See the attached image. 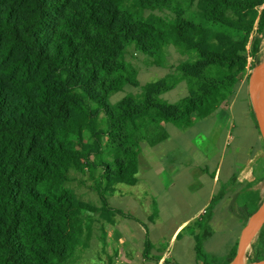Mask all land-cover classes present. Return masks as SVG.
<instances>
[{
	"label": "trees",
	"instance_id": "16d2710c",
	"mask_svg": "<svg viewBox=\"0 0 264 264\" xmlns=\"http://www.w3.org/2000/svg\"><path fill=\"white\" fill-rule=\"evenodd\" d=\"M263 4L0 0V264H76L104 221L125 216L108 200L115 185L136 183L150 130L212 116L230 104L248 57L251 68L261 62ZM136 57L167 73L141 84ZM180 83L187 94L165 100ZM82 187L97 201L84 199ZM215 200L195 238L198 264H230L236 255L204 251ZM240 201L231 212L245 225L260 192ZM245 257L264 261V225Z\"/></svg>",
	"mask_w": 264,
	"mask_h": 264
},
{
	"label": "crops",
	"instance_id": "0c3cea01",
	"mask_svg": "<svg viewBox=\"0 0 264 264\" xmlns=\"http://www.w3.org/2000/svg\"><path fill=\"white\" fill-rule=\"evenodd\" d=\"M238 99L239 90L212 116L183 130L165 124L140 144L136 183L118 185L110 198L125 216L100 237L119 246L124 264H198L195 238L214 198L213 211L235 216L231 210L243 192L258 190L261 197L264 143L252 110ZM208 224L212 235L204 250L221 256L206 251L216 233L212 218Z\"/></svg>",
	"mask_w": 264,
	"mask_h": 264
},
{
	"label": "rangeland",
	"instance_id": "374dc122",
	"mask_svg": "<svg viewBox=\"0 0 264 264\" xmlns=\"http://www.w3.org/2000/svg\"><path fill=\"white\" fill-rule=\"evenodd\" d=\"M264 6V4H263ZM263 6L260 8V12L263 8ZM259 58L262 60L264 58V41L261 44V48L258 54ZM179 57L174 52L173 49H170V56L169 59L171 62L177 60ZM128 60L130 58L128 57ZM139 57H136L135 59H132L131 61L138 66L139 72H138V80L141 84L155 81L161 77L164 76V74L167 73L166 69L158 68V67H147L143 62L139 61ZM251 61L252 57H250V60H248V66L247 71L245 74V77L240 81L239 87L237 91L239 90V99L238 100H244L246 104L250 105L249 101V94H248V87H249V79L250 74L254 71L255 68H251ZM126 91H133V88H126ZM187 94V89L185 87L184 83H180L178 86H176L174 89L167 92L166 100L168 102H174L177 99L182 98ZM121 97V94H117L115 97H113L112 101H117ZM251 107V105H250ZM258 130V129H257ZM120 185H115L116 187ZM124 185V184H122ZM114 189V192H115ZM79 192L82 194V197L84 199H91L97 201V196L89 191L85 187L80 188ZM113 192V194H114ZM112 194V195H113ZM111 195V196H112ZM110 196V198H111ZM110 198L108 200L109 207H111ZM264 199V182L261 184V201ZM132 214V212H130ZM212 214V227L215 230V235L209 240V242L206 245V251L209 253H216L218 255H221L222 257L228 256L231 253V250L233 248H238L237 242L239 235L241 233V230L243 229L244 224L242 223V220L237 219L235 216L229 214L227 210L216 208L214 211L211 212ZM134 215V214H132ZM119 216V215H118ZM116 216L115 219L118 217ZM120 217V216H119ZM136 217V216H134ZM105 229L103 231H100L98 233V236L95 240H93L91 247L86 250H81L77 254V262L76 264H124V258H121L118 256V250L117 244H111L109 241H105V239L100 240V235L104 236L108 232H111L110 230V223L104 221ZM192 228V226H190ZM182 239H179L178 242H180ZM255 242V239L252 241L251 244ZM103 247V251L102 250ZM107 249V250H106ZM111 253V255H104L103 253ZM205 251V250H204Z\"/></svg>",
	"mask_w": 264,
	"mask_h": 264
},
{
	"label": "water",
	"instance_id": "95a60500",
	"mask_svg": "<svg viewBox=\"0 0 264 264\" xmlns=\"http://www.w3.org/2000/svg\"><path fill=\"white\" fill-rule=\"evenodd\" d=\"M264 87V58L259 65L250 74L248 96L251 105V110L254 115L256 126L264 143V98L260 103L255 93ZM264 225V199L259 203L257 209L243 226L238 238V248L236 255L230 264H241L245 260V256L252 245V241L258 236L262 226ZM253 264H264V261Z\"/></svg>",
	"mask_w": 264,
	"mask_h": 264
},
{
	"label": "bare ground",
	"instance_id": "6f19581e",
	"mask_svg": "<svg viewBox=\"0 0 264 264\" xmlns=\"http://www.w3.org/2000/svg\"><path fill=\"white\" fill-rule=\"evenodd\" d=\"M255 97L256 99L262 103L263 101V98H264V87H262L260 90H258L256 93H255ZM241 264H246L245 263V260H242V263Z\"/></svg>",
	"mask_w": 264,
	"mask_h": 264
},
{
	"label": "built area",
	"instance_id": "2783aa9c",
	"mask_svg": "<svg viewBox=\"0 0 264 264\" xmlns=\"http://www.w3.org/2000/svg\"><path fill=\"white\" fill-rule=\"evenodd\" d=\"M248 60H250V57H248Z\"/></svg>",
	"mask_w": 264,
	"mask_h": 264
}]
</instances>
